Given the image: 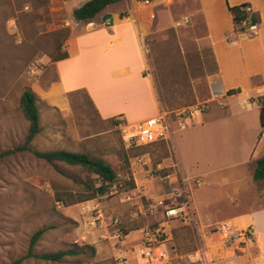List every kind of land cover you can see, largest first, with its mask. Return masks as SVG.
I'll use <instances>...</instances> for the list:
<instances>
[{"label": "rangeland", "instance_id": "1", "mask_svg": "<svg viewBox=\"0 0 264 264\" xmlns=\"http://www.w3.org/2000/svg\"><path fill=\"white\" fill-rule=\"evenodd\" d=\"M235 1L213 0L211 8L226 27L230 25L227 5ZM83 2L0 0V151L14 150L0 160V264H224L226 247L236 244L233 250L238 253L243 241L226 243L215 225L196 228L193 221L179 217V210L176 216L166 215L167 209H179L183 204L180 193L184 187L191 197L194 181L187 176L179 179L175 138L178 144L177 135L191 112L196 123L195 111L205 113L225 106L222 96L213 98L209 92V77L216 71L210 47L197 41L203 33L182 22L179 3L162 5L154 19L149 14L144 36L143 72L153 80L157 94L155 115L163 116L169 128L163 139L145 145L126 141L131 133L129 122L147 119L155 108L153 100L150 108L147 104L148 84L131 70H120L101 84L97 83V67L91 73L97 96L108 97L114 109L126 112L127 121L115 117L122 120L118 125L99 116L84 89L65 94L64 106L54 104L49 96H37L40 131L29 146L37 151L88 152L104 159L116 178L103 194L78 201L97 185L93 175L17 149L25 143L28 130L19 107L23 89L35 87L46 92L48 84L56 80L52 59L73 50L79 36L87 34L81 31L92 29L89 25L93 20L100 22L101 14L113 15L123 9L121 2H116L84 22L73 17V10ZM93 31L90 36L102 40L101 34ZM70 70L76 74L73 84L80 69ZM242 99L234 96L229 100L230 112ZM224 194L222 190L220 196ZM151 225L164 230L163 247L169 254L166 263L140 256L144 229ZM43 227L31 245L33 233ZM199 249L205 255L192 263L188 254ZM58 250L76 253L58 261L35 256Z\"/></svg>", "mask_w": 264, "mask_h": 264}, {"label": "crops", "instance_id": "2", "mask_svg": "<svg viewBox=\"0 0 264 264\" xmlns=\"http://www.w3.org/2000/svg\"><path fill=\"white\" fill-rule=\"evenodd\" d=\"M119 2L122 10L113 15L101 14L100 22L93 20L94 27L81 31L87 34L79 36L81 39L73 43V50L66 51L68 56L54 62L56 80L48 84L47 91L35 87L31 90L37 96H49L54 104L64 106L65 94L84 89L102 119L121 115L126 120V112L114 109L108 97L103 95L100 99L97 96L91 73L97 67L96 74L100 76L97 83L101 84L115 78L114 74L120 70H131L148 84L151 93H148L147 104L150 108L153 100L155 107L154 114L149 117L157 116L153 80L145 78L143 72L144 36L148 33L146 20L149 14L154 19L162 5L179 3L182 22L203 33L196 39L205 41L210 47L216 71L209 77V92L213 98L222 96L225 105L224 109L215 107L205 113L195 111L196 123L192 121L196 115L191 112L188 124L184 123L177 135L178 144L176 138L173 142L179 179L187 176L201 181L197 186H190L193 222L199 229L221 223L246 229L248 236L238 253L233 250L238 245L226 247L224 255L228 257L224 258V264H264V177L259 180L253 177L256 160L264 155V130H261L259 105L255 101L257 96L264 95V1L236 0L228 4L246 3L258 15V26L253 33L236 31L228 8L230 25L226 27L221 23L218 13L211 8L213 0ZM121 12L124 13L122 17ZM108 16L110 18H106ZM93 30L101 34L102 40L90 36ZM70 68L80 69L73 84L72 76L76 74ZM84 73L88 77L82 79ZM237 88L239 92L227 94L228 90ZM234 96L243 99L239 107L230 112L228 102ZM222 190L226 192L223 197L220 196Z\"/></svg>", "mask_w": 264, "mask_h": 264}, {"label": "trees", "instance_id": "3", "mask_svg": "<svg viewBox=\"0 0 264 264\" xmlns=\"http://www.w3.org/2000/svg\"><path fill=\"white\" fill-rule=\"evenodd\" d=\"M119 1L121 0H87L82 5L73 10V17L79 21H91V19H93L95 15L101 12L107 5ZM246 5L248 4L242 3L233 6L227 5V8L232 16L234 29L236 31L244 32L245 30H247V25H244L242 23L243 21H247L249 24H258L259 22V17L255 12L248 13L244 10V7ZM123 15L124 13L121 12L120 16L122 17ZM106 18H110V16ZM67 56V52L64 51L59 55L55 56L52 60L55 62L57 60L64 59ZM236 92H239L238 88L228 90L227 94L230 95ZM37 98V94L32 91L29 87L24 88L20 95L19 107L24 118L28 122V130L25 143L22 146L17 147V149L30 150L34 155L49 163L63 162L70 166H77L80 169L84 170L88 175H93V180L95 183H97V185L94 186V188H92L87 195L80 197L78 201L91 199L96 194H103L116 178V172L114 171L113 167L104 159L92 157L88 152H77L65 149L37 151L29 146V142L40 131ZM255 101L259 105V120L261 130H264V95L257 96L255 98ZM120 116L121 115H118L117 117ZM110 120L115 125H118L122 122V120L116 119L115 117H112ZM13 151V149H6L0 151V160L3 157L11 154ZM125 159L127 161V157H125ZM253 177L256 180H259L264 177V155L256 160ZM44 228L45 227L40 228L33 233L30 240L31 245L34 244V242L39 238L41 233L44 231ZM124 233L126 232L124 231ZM75 253L76 252L73 250H58L50 253H41L35 256L44 260L58 261L64 256Z\"/></svg>", "mask_w": 264, "mask_h": 264}, {"label": "built area", "instance_id": "4", "mask_svg": "<svg viewBox=\"0 0 264 264\" xmlns=\"http://www.w3.org/2000/svg\"><path fill=\"white\" fill-rule=\"evenodd\" d=\"M244 10L251 13V7L246 5ZM247 25V30L251 33L255 32L257 29V23H248L247 21L242 22ZM126 124H124L125 126ZM131 133L127 136L126 141L134 145H145L152 142L163 139L167 136L169 128L167 122L163 116H152L143 121L129 123L128 125ZM201 181L199 179H194L193 184L195 186L199 185ZM182 197L184 198L183 204L179 205V209H167V216H176L179 210V217L184 221H193V209L188 193V189L184 187L181 190ZM216 232L223 237V241L228 243H233L232 241L239 239L241 241L246 240L248 236V231L246 229L236 228L228 223H221L216 225ZM165 243V233L161 226L151 225L144 229V234L141 239L140 244V256L145 260H154L157 258L165 262L168 258V252L163 247ZM188 258L192 263L200 261L202 258L200 255H205L203 249H199L196 252L188 254ZM180 257V256H179Z\"/></svg>", "mask_w": 264, "mask_h": 264}, {"label": "water", "instance_id": "5", "mask_svg": "<svg viewBox=\"0 0 264 264\" xmlns=\"http://www.w3.org/2000/svg\"><path fill=\"white\" fill-rule=\"evenodd\" d=\"M89 26H90V27H92V28L94 27V25H93V24H91V25H89Z\"/></svg>", "mask_w": 264, "mask_h": 264}]
</instances>
